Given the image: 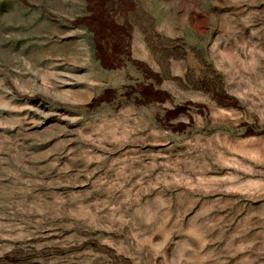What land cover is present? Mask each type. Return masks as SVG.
I'll return each instance as SVG.
<instances>
[{
    "label": "rangeland",
    "instance_id": "rangeland-1",
    "mask_svg": "<svg viewBox=\"0 0 264 264\" xmlns=\"http://www.w3.org/2000/svg\"><path fill=\"white\" fill-rule=\"evenodd\" d=\"M0 264H264V0H0Z\"/></svg>",
    "mask_w": 264,
    "mask_h": 264
}]
</instances>
